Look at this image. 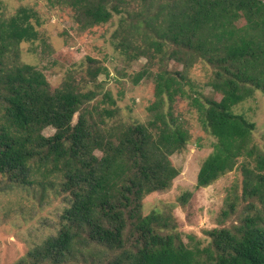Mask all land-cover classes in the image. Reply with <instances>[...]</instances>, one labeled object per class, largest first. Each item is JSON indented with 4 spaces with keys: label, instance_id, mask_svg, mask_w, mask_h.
Segmentation results:
<instances>
[{
    "label": "trees",
    "instance_id": "16d2710c",
    "mask_svg": "<svg viewBox=\"0 0 264 264\" xmlns=\"http://www.w3.org/2000/svg\"><path fill=\"white\" fill-rule=\"evenodd\" d=\"M48 1L70 7L82 27L126 12L120 26L132 32L127 42L135 45L134 57L150 63L166 51L160 60L171 57L183 68L153 74L155 99L146 122H109L117 107L84 106L94 91L70 82L51 88L33 65L18 62L20 42L36 37L32 13L26 7L8 17L0 12V175L10 184L38 186L41 197L47 190L62 194L67 203L55 233L13 264H75L84 257L92 264H264V149L252 141L255 123L232 110L255 90L264 94V0H139L133 13L130 0ZM124 44L116 46L124 51ZM198 60L212 67L207 83L214 97L193 91L187 79ZM102 71L98 66L87 74L96 78ZM147 73L137 71L132 81ZM177 97L190 100L214 138L195 186L236 167L242 176L240 195L227 196L221 211L226 217L244 201L238 222L209 229L204 245L192 235V244L183 242L158 210L141 214L142 197L167 189L178 173L169 155L185 145L188 133L172 111ZM47 126L54 128L51 135L42 133ZM189 195L180 196L181 204Z\"/></svg>",
    "mask_w": 264,
    "mask_h": 264
},
{
    "label": "rangeland",
    "instance_id": "374dc122",
    "mask_svg": "<svg viewBox=\"0 0 264 264\" xmlns=\"http://www.w3.org/2000/svg\"><path fill=\"white\" fill-rule=\"evenodd\" d=\"M138 2L130 0L128 11L133 13L138 9ZM20 7H26L32 13L30 22L36 30V37L20 42L18 62L33 65L51 88L70 82L82 91H94V97L84 106L117 107V114L109 122H146L150 117L147 107L155 99L153 74L161 69L174 73L183 68L182 62L171 57H164L165 60L161 61L160 57L166 51H161L150 63L143 55L134 57L137 52L134 51L135 45L127 42L132 32L120 26L119 17H128L126 12L112 14L107 22L82 27L81 22L72 17V9L64 5L48 0H0V12L6 17ZM134 38L140 43L138 35ZM122 40H125L124 51L116 46ZM98 66L105 67L107 71L91 78L88 70ZM189 66L186 74L193 91L196 89L200 95L214 97L207 83L212 67L201 60ZM145 68L148 73L134 83L135 73ZM184 88L188 89V85L185 84ZM189 101L177 97L172 109L188 133L185 145L169 155V162L178 169V173L167 189L152 191L142 197L141 214L158 210L166 215L169 231L178 233L183 242L192 244V240H199L200 245H204L210 238L207 234L209 229L230 228L238 222V213L245 202L238 203L234 213L226 217L221 215L227 196L241 193L242 176L237 167L207 186H195L197 170L211 151L214 138L202 128L198 113ZM232 110L244 113L255 123L252 141L264 149V94L255 90L251 97L233 105ZM76 118L77 112L73 122ZM53 132L51 126L42 129L44 135ZM94 152L100 155L99 150ZM185 192L190 195L181 204L180 196ZM40 195L38 186L10 184L6 177L0 175V264H13L47 235L55 233L58 216L67 203L62 194L52 190H47L42 197ZM188 235L193 239L190 240ZM92 260L84 257L77 259L75 264H92Z\"/></svg>",
    "mask_w": 264,
    "mask_h": 264
}]
</instances>
